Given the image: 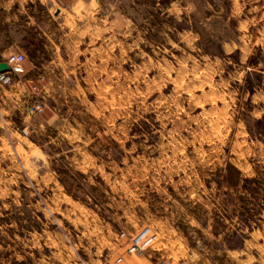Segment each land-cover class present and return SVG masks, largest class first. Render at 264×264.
Segmentation results:
<instances>
[{"label": "rangeland", "instance_id": "rangeland-1", "mask_svg": "<svg viewBox=\"0 0 264 264\" xmlns=\"http://www.w3.org/2000/svg\"><path fill=\"white\" fill-rule=\"evenodd\" d=\"M250 1L120 4L95 36L49 25L0 137V264H122L133 243L136 264H264V40L238 27Z\"/></svg>", "mask_w": 264, "mask_h": 264}, {"label": "crops", "instance_id": "crops-1", "mask_svg": "<svg viewBox=\"0 0 264 264\" xmlns=\"http://www.w3.org/2000/svg\"><path fill=\"white\" fill-rule=\"evenodd\" d=\"M138 0H0V61H4L11 52L27 53L30 47H36L38 42L45 45L49 37L55 35L52 26L55 21L68 29L72 23H81L83 26L79 31H84L87 36L97 35V28L102 27L103 13L113 23L119 18V5H134ZM254 5H250L239 11L238 27L243 30L241 34L252 35L254 33V43L264 40V0H251ZM250 13V14H249ZM52 27V28H51ZM112 28V27H111ZM77 30L70 31V34L77 36ZM69 34V33H68ZM43 41V42H42ZM253 43V44H254ZM39 51V49H34ZM258 62L254 67L260 66ZM42 66V64H40ZM34 67L39 68L37 64ZM31 67L25 59L21 69L14 75L10 84L0 83V137L9 129H15L12 113L17 111V99L22 93L24 84L34 80L30 75ZM24 83V84H23ZM14 101L13 107L6 108L5 101ZM3 110L7 118L5 119ZM8 120V123H5ZM127 255L116 257L115 261L122 264H136L133 255L127 247L124 250ZM121 257V260H118ZM149 259L155 260V264L164 256L149 254ZM165 260V259H164ZM152 263L150 260H148ZM167 261V260H166ZM168 262V261H167Z\"/></svg>", "mask_w": 264, "mask_h": 264}, {"label": "built area", "instance_id": "built-area-1", "mask_svg": "<svg viewBox=\"0 0 264 264\" xmlns=\"http://www.w3.org/2000/svg\"><path fill=\"white\" fill-rule=\"evenodd\" d=\"M25 59V54L23 52H11L5 58V62L8 65V69L0 71V83L8 85L12 82L14 75L21 69L22 63ZM43 105L36 102L30 106L31 112H39L42 110ZM23 132L26 133V130L23 129ZM128 252L130 253H140L139 247L136 244H130L127 247ZM121 260V257L118 259ZM168 262L164 259L157 261V264H167Z\"/></svg>", "mask_w": 264, "mask_h": 264}, {"label": "water", "instance_id": "water-1", "mask_svg": "<svg viewBox=\"0 0 264 264\" xmlns=\"http://www.w3.org/2000/svg\"><path fill=\"white\" fill-rule=\"evenodd\" d=\"M8 69V65L5 61H0V71H4Z\"/></svg>", "mask_w": 264, "mask_h": 264}]
</instances>
